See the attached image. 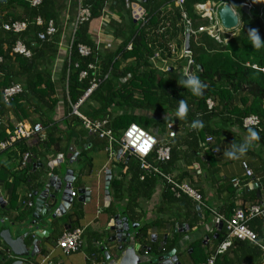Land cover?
<instances>
[{
  "label": "trees",
  "instance_id": "obj_1",
  "mask_svg": "<svg viewBox=\"0 0 264 264\" xmlns=\"http://www.w3.org/2000/svg\"><path fill=\"white\" fill-rule=\"evenodd\" d=\"M30 1L0 0V112L4 109H10L17 118L21 116L23 119H27L29 117L27 110L31 107L33 113L40 116V123L45 131V138L41 140L43 142L41 144L45 148L53 146L60 152L65 150L61 146V138L54 137V134L58 132V128L51 120L50 114H53L59 99L62 98L65 121L68 124L66 130H73V128H70L72 124L76 127L80 126V121L71 115V105H75L84 96L91 87L93 80H98L95 72L89 69L90 66L96 67L97 65L100 72L98 86L86 99L83 106L94 100L98 103V107L96 109L89 108V111H81V106L79 112L83 116L95 120L102 118L113 106L112 111L116 115L112 119L111 128L115 135H119L120 131L131 124H135L149 132L161 128L166 119L169 120V115L177 114L178 102L184 100L187 103L188 111L184 116L177 117L178 122L185 121L190 123L191 126L194 121L203 122V127L192 126L194 131L189 134V137L191 136L194 140L197 151L199 141L204 140L202 138L203 134H206V136L215 134L214 131L207 130L206 124L215 116L218 108L208 110L206 100L213 99V101H217L218 106L223 111L224 109L228 111L232 100H234L233 94L243 92L248 97L239 100L240 107L230 109L232 115L236 117V124L243 128V119L251 115H255L264 121V72L261 71L264 69V46L255 47L248 33L249 30L255 29L261 41L264 42V0H248L253 9L249 15L243 13L240 29L232 31L233 36L226 46L215 44L205 35H202L200 39L202 46L194 47L190 44L194 62V67L191 70L205 85L202 95L199 96L192 95L188 89L181 86L180 81L184 77L178 73L177 68L181 62L173 65L171 71L167 69L159 71L158 66L154 67L150 63L153 48L158 46L163 52L168 50L167 39L164 35L154 34L149 37V34L160 27L159 25L163 23L165 17L170 16L169 11L164 12L161 9L173 0H146L142 5L145 10V24H133L129 32L130 35L122 40L115 52L106 53L101 63H98L100 62L98 51L91 35L88 33V26L91 21L100 19L104 15L103 12L108 0H85L86 6L90 9V21L87 24L78 26L75 30L70 55L64 58L58 84L52 80L51 67L49 71L39 67L40 62L44 60H49V65L54 62L58 52L60 32L58 29L56 0H40V4L36 7H32ZM206 1L218 2L221 0H185L184 9L191 20L198 19L193 6ZM226 1L236 5V9L241 11L240 3L242 0ZM37 17L45 23L53 21L56 28L55 34L47 36L42 41L39 40L38 34L43 33L45 27L35 25L34 21ZM170 18L175 25L178 24L177 21L180 16L177 11H174ZM23 21L27 23V26L22 32L15 33L3 30L5 24ZM172 34L167 35L169 39L174 37ZM17 41H21L30 51L29 58L11 53ZM128 44H131L130 51L126 49ZM80 45L90 49L88 56L82 57L78 54V46ZM130 60L132 62L127 64V61ZM246 63L250 66L246 67ZM14 65L16 69H14ZM252 66H255L256 69H253ZM82 72L86 74L84 78H80ZM16 81L21 82L23 92L16 96L7 107L2 102L1 91ZM58 85L61 86L60 92L57 90ZM151 113L159 114L162 118L155 119L152 115H149ZM246 130L256 133V136H254L256 140L264 143V123L260 130L255 128ZM7 138L8 135L5 129L0 127V142L5 141ZM24 152H27V147L23 142H19L12 148L1 152L0 155L5 153L15 157ZM174 160L175 152L170 148V160L159 163L157 166L165 173L164 170L172 165ZM122 163V167L126 172L119 181L111 180L109 190L115 194L117 192L121 194L124 182H126L128 187L135 189V191H138V188L144 190L143 198H149L156 183L160 180L151 175H145L141 180L140 177L143 175V171L139 168V164L135 159L130 158ZM0 168V180L4 181L11 175L24 177L25 174V171L11 174L10 169L8 167L4 168L2 165H0ZM26 168H29V166ZM127 176H129L128 181L125 180ZM24 181L29 186L33 181V176L31 174L26 175ZM163 184L165 186L162 194L163 201L178 202L179 204L183 202L189 206V202L183 201L188 197L184 195L175 197L170 187L166 183ZM240 191L234 189V196L242 195V191ZM136 201L137 199L134 201L129 199L125 210L132 215L131 218L134 222H137L139 216L135 213ZM227 216L229 217V215ZM256 219L251 220L249 224ZM195 221H198L197 217L194 218ZM257 222V229L253 230L258 236L262 230V225L261 221L258 220ZM147 229L148 227L138 229L137 238L141 245H145L147 241ZM225 236L224 228H222L221 231L214 232L208 237L218 246L225 239ZM202 243V240H199L189 246L192 250L190 257L194 258L197 255L201 257L197 262L195 261V264H203L206 260V254L203 253L201 247ZM233 244L245 250V255H248L245 258L247 260L251 259L252 262L261 253L256 246L247 242L233 240L232 246ZM165 252H169V249H165ZM226 252L221 257H216L215 264H222L221 261L226 262ZM0 255L2 254L0 253ZM10 260L3 258L0 260V264L7 263ZM230 264L238 263L232 262Z\"/></svg>",
  "mask_w": 264,
  "mask_h": 264
},
{
  "label": "crops",
  "instance_id": "obj_2",
  "mask_svg": "<svg viewBox=\"0 0 264 264\" xmlns=\"http://www.w3.org/2000/svg\"><path fill=\"white\" fill-rule=\"evenodd\" d=\"M128 1L130 3L133 2V0ZM221 1L224 2L226 0ZM243 1L245 0L241 2ZM224 3H228L236 13L238 12L232 3L227 1ZM161 10L168 12V5H165ZM56 13L60 32L58 52L54 62L49 65V60H44L40 62L39 67L48 71L51 67L52 80L58 84L64 58L67 57V46L72 38L75 15L74 1L56 0ZM103 13L104 15L100 19L91 21L88 26V33L91 35L98 51L100 61L98 63H101L106 53H113L117 50L122 40L130 35V29L135 24L130 18V10L127 9L125 0H108ZM239 21L237 31L241 26V17H239ZM178 35L175 33V36ZM167 63V69L174 65L173 62L168 61ZM184 64L185 60L177 68L183 67ZM156 66L162 68L164 64L159 61L156 62ZM14 67L16 69L15 65ZM14 83L22 85L20 81ZM58 87L57 90L60 92L61 86L58 85ZM233 97L234 100H232L228 111L225 109L223 111L218 106L217 101H214L218 109L215 116L206 124L207 130L215 132L213 135H207L214 140L208 150L201 147L204 142V140H201L199 141V149L196 151L194 140L191 136L189 137L194 128L188 122L182 121L179 123L177 114L169 115V120L165 118L166 121L161 128L155 131L151 129V133L159 142H163L167 140V124L172 122L175 126V137L168 140L175 152V160L164 172L179 182L188 183L201 195L200 215L197 213L196 204L190 198L183 200L187 203L189 202V206L183 202L179 204L178 202L163 201L162 194L165 186L161 181L156 183L149 198H143L144 190L138 188V191H135V189L129 188L127 183L124 182L121 194L118 192L115 194L109 190L110 203L106 208L103 193L104 173L109 170L111 172V180L119 181L126 172L122 167L123 161L118 159L115 161L110 160L105 150V141L89 136L79 125L76 127V125L72 124L70 128H73V130L67 131L66 127L68 124L65 121L64 105L61 101L62 98H60L53 114H50V116L58 128V132L54 134V137L61 138V146L65 149L64 151L61 149L62 152H60L53 146L45 148L41 144L43 143L41 140L45 138L44 131L41 140L37 138L23 142L27 147V152L31 155L29 168L20 166L19 154L15 157L5 153L0 155V165L4 166V168L8 167L11 174L25 171L24 177L29 174L33 176V181L29 186L21 175H11L6 181L0 180V199L2 201L0 203V230H9L14 239L29 232L28 229L24 228V224H28L31 221L34 197L29 200L31 205L26 207L22 204L25 196L28 193L32 195L35 191L39 193L42 191L40 179L43 176L53 174L58 178H62L65 171L70 169L77 173L76 181L72 185V191L77 193V190L82 188L89 189L90 203L87 205L82 204L78 202V196H76L73 199V215L71 217L58 219L50 226L44 225V229L41 231L46 230L48 236L41 239L42 254L40 252L39 256L25 259L26 264H40L42 258L45 257H48L45 264H106L100 247L105 238L111 235L106 229L116 215H120L121 219L126 218L130 225H137L135 230L148 227L146 231L147 244L145 243L142 247L151 249V253L148 255L151 260L168 253L165 252V249H169V251H176L180 264H195V261L197 262L201 257L199 255L194 256V258L190 257L192 250L189 246L199 240L203 242L201 247L207 258L217 247L208 237L217 232V227L213 220V211H216L224 219H228L232 215V211L237 207L241 208L257 204L264 208V143L256 140L252 135V131H247L238 126L236 117L232 115L233 113L230 110L232 107H240L239 100L248 97V95L243 92L233 94ZM87 104L94 109L98 107V103L94 100ZM27 113H29L27 119H23L21 116L17 118L10 109H4L0 112V120L3 122L2 127L10 131L16 123L21 121L31 125L40 123V116L33 113L31 107L27 110ZM149 115L154 116L155 119L162 118V116L155 113ZM41 117L43 116L41 115ZM207 136L203 134L202 138L205 139ZM241 144L247 145V150L243 154H239ZM232 145H236L235 149L232 148ZM209 149L214 150L215 153H211ZM226 150H234L239 158L226 157L224 155ZM58 156H62L63 163L53 170L48 169V163L56 160ZM242 162L248 164L253 172L254 180L248 181L243 177ZM68 163L72 164L68 165ZM128 178L129 176L125 180L128 181ZM235 179L240 180L244 186L241 189L242 195L240 196H234V189L231 186V181ZM253 185L257 186L256 189L251 188ZM129 199L132 201L137 199L135 208V213L139 215L137 222H134L131 218L132 215L125 211ZM195 217H197L198 221L194 222ZM256 220L261 221L262 230L258 235V239L264 245L263 219L257 218ZM256 220L249 224V226L251 225L250 229L254 233H256L254 230L257 229L258 223ZM68 225L71 227L68 228ZM180 226H186L187 229L183 228L184 232L181 233L182 228ZM77 227L84 229L82 247L79 252L73 254L77 255V260L63 262L62 257L64 256L59 249H56V242L64 231ZM135 230H130V232L134 234L136 233ZM33 240V237H26L24 241L27 248L32 249L31 243ZM118 246L116 243L107 246V251L115 259L120 257L117 251ZM0 253L2 254L0 255V260L13 258L1 239ZM245 254V250L233 244L226 252V262L221 261V263L264 264L261 253L253 262L251 259V261L247 260L245 257L248 255ZM139 255L142 254L140 253ZM2 264H5V262Z\"/></svg>",
  "mask_w": 264,
  "mask_h": 264
},
{
  "label": "built area",
  "instance_id": "obj_3",
  "mask_svg": "<svg viewBox=\"0 0 264 264\" xmlns=\"http://www.w3.org/2000/svg\"><path fill=\"white\" fill-rule=\"evenodd\" d=\"M73 1L75 15L72 27V38L67 46V56L70 55L71 46L74 40L73 34L75 30L78 26L87 24L90 21V9L86 6L85 0ZM184 3L185 0H173L172 2H170V4H168L170 16H172L174 11H177L178 15L180 16L178 23H181V36H175V27L177 28L178 24L174 25L171 18L169 19L170 16L165 17L163 23L159 25L160 27L153 30L152 33L149 34V37H152L154 34H161L162 36L164 35L165 39H167L166 43L168 48V50L165 52H163L162 49H160L158 46L153 48V55L150 58V63L154 67H156V62L161 61L164 64V67L157 69L159 71H164V69H167V62H171L172 54L178 53L180 51V60L181 62L182 60H185V64L183 65V67H179L178 73H180V75L183 77L185 76L186 72H192L191 69L192 67H194V62L192 59L193 54L192 50L190 49V44L194 47L202 46L200 39L202 35H205L215 44L224 46L233 36L232 31H226L222 27L218 17V11L224 5H229L228 3H224L222 1H206L203 3L195 4L193 8L198 18L195 21L191 20L188 17L184 9ZM39 4L40 0L30 1V5L32 7H36ZM142 5L143 4L139 5V7L134 10H130V18L136 24L144 25L145 10ZM242 6H244L249 12L253 9L252 4L248 0L241 2L240 7ZM34 22L37 26L45 27V31L38 34L39 40L42 41L47 36H52L53 34H55L56 28L53 21L45 23L41 18L37 17ZM26 26L27 23L25 21L15 22L12 24L3 25V30L19 33L24 31ZM186 30H188L189 33L188 51H186L184 48V35ZM170 34L174 35L172 39H169ZM126 49L127 51H130L131 44H128ZM11 53L21 55L25 58H29L31 55L30 51L21 41H17L14 44ZM78 54L82 57H86L90 54V49L86 46L80 45L78 46ZM245 66L248 67L250 65L246 63ZM75 67L77 66L75 65ZM252 68L256 69L255 66H252ZM89 69L95 72V74L98 76V80H93L91 87L87 90L84 96L75 105H71V115L76 117L80 121V127L85 132H87L89 136L98 140L105 141V150L110 160L115 161L118 159L120 161H124L130 158L135 159L139 164V168L143 171V175L140 177L141 180L145 175L157 177L162 183H166L170 187V190L175 197L184 195L190 198L194 202V204H196L197 213L200 215V206L202 201L201 195L197 191H195L188 183L175 180L170 175L163 173L157 166L159 163L167 162L170 160L171 146L168 140H171L175 137V132L173 131V123L170 122L167 124V140L159 142V140L151 132L143 130L135 124L129 125L127 128L120 131L119 135H115L111 128V122L113 117L115 116L112 111V109H114L113 106H111V108L107 111V114H105L100 119L93 120L83 116L79 112V109L98 86L100 75L99 68L97 66H90ZM261 71L264 72V69H262ZM85 75V72H82L80 74V78H84ZM22 92V85L17 83H13L10 86L4 88L1 91L3 104L8 107L13 102V99L16 96H19ZM206 106L208 110H212L216 107V104L213 99H207ZM263 123L264 121L262 119L255 115H251L243 119L242 125L244 129L255 128L260 130ZM2 126L3 122L0 120V127ZM5 131L8 135V138L5 141L0 142V153L9 148H12L16 143L19 142H27L37 138L41 140L44 133L43 126L40 123L31 125L22 121L14 125L13 131H8L6 129ZM213 141L214 140L211 136H207L204 139V142L201 144V147L205 150H208ZM210 152L215 153L214 150H210ZM19 157L21 167L26 168L31 165L30 153H19ZM241 166L243 177L248 181L254 180L253 172L249 168L248 164L243 162L241 163ZM231 185L236 190H241L244 187L242 182L238 179L232 180ZM76 196L77 193L72 191L71 198H75ZM31 198V193H28L25 196V200L22 202L23 206H30L31 203L29 202V200ZM212 214L214 216L213 220L216 227L219 225V223H222V228H224L226 236L225 239L216 247L214 252L210 253L207 256L203 264H215L216 257L223 255L232 246L233 240L247 242L256 246L261 251L262 258L264 260V245L261 244L257 234L254 233L248 225L251 220L259 218L263 219L264 227L263 207L257 204L241 208L237 207L232 211V215L228 219H224L222 216L218 215L216 211H213ZM83 232L84 229L80 227L64 231L61 237L56 242V249H59L61 251V254L66 257L79 252L82 247ZM143 254L146 255L147 253L144 251ZM47 260L48 257L42 258L40 264H45Z\"/></svg>",
  "mask_w": 264,
  "mask_h": 264
},
{
  "label": "water",
  "instance_id": "obj_4",
  "mask_svg": "<svg viewBox=\"0 0 264 264\" xmlns=\"http://www.w3.org/2000/svg\"><path fill=\"white\" fill-rule=\"evenodd\" d=\"M126 1L127 9L134 10L139 7V5L145 3L146 0H133L130 3ZM241 11L244 14L249 15L250 12L244 7H241ZM218 17L222 27L226 31H235L239 27V18L237 14L231 9L229 5H224L218 11ZM135 23V22H134ZM184 48L186 51L189 50V33L188 30L185 31L184 35ZM171 71V68L167 69ZM63 163L62 156H58L56 160L48 163L47 168L53 170L59 167ZM72 163H68L71 165ZM74 171L68 169L65 171L62 178H58L53 174L48 176H43L40 179L42 185V191L39 193L37 191L32 193L34 197L33 213L31 215V221L28 224H24V228L28 229L29 232L21 235L20 237L13 238L9 230H0V239L5 244V246L11 252L13 258L5 264H26L25 259L34 258L42 254L41 239L46 238L48 233L44 229V225L50 226L54 224L58 219L64 217H71L73 215V202L74 198H71L72 185L76 181V175ZM104 177V205L107 206L110 203V192L109 185L111 181V172L109 170L105 171ZM256 185L251 186V188L256 189ZM77 200L82 204L90 203V192L89 189L82 188L77 190ZM0 199V203H1ZM109 227L106 229L107 232L111 233L109 237L105 238L102 243L100 250L103 253L106 264H180L176 256V251L171 250L166 254L160 255L157 258L150 259L148 255L151 253L150 248L142 247L137 238L138 229L137 225L129 224L126 218L121 219L120 215H116L110 221ZM71 226L68 225V228ZM181 233H183V228L187 229L186 226H180ZM135 230L136 233L132 234L130 230ZM32 230V231H30ZM40 230V231H39ZM222 230V223L217 226V232ZM33 233V234H32ZM33 237L34 240L31 243L32 249H29L25 245L26 237ZM118 244L117 251L120 254L118 259H115L107 251V246L109 244ZM147 254L144 255L143 252ZM142 255H139V254ZM49 264V263H47Z\"/></svg>",
  "mask_w": 264,
  "mask_h": 264
},
{
  "label": "clouds",
  "instance_id": "obj_5",
  "mask_svg": "<svg viewBox=\"0 0 264 264\" xmlns=\"http://www.w3.org/2000/svg\"><path fill=\"white\" fill-rule=\"evenodd\" d=\"M248 33L255 47L259 48V47L264 46V42L261 41V38L255 29L249 30ZM180 84L184 88L188 89L191 92V94L195 96L202 95L203 89L205 88V85L200 80V78L192 72H186L184 78L180 81ZM187 111H188V106H187L186 101L180 100L178 102L177 115L184 116L187 113ZM192 126L193 127H203V122L199 120L194 121ZM252 135L256 136V133L253 132ZM235 147L236 145H232L233 149H235ZM246 150H247V145L241 144L239 147V154L245 153ZM224 155L232 159L239 158V156L234 150H226Z\"/></svg>",
  "mask_w": 264,
  "mask_h": 264
},
{
  "label": "rangeland",
  "instance_id": "obj_6",
  "mask_svg": "<svg viewBox=\"0 0 264 264\" xmlns=\"http://www.w3.org/2000/svg\"><path fill=\"white\" fill-rule=\"evenodd\" d=\"M224 1V0H223ZM224 2H226V1H224ZM234 6V8L236 9L237 8V6L236 5H233ZM237 10V9H236ZM238 12H237V14L239 15V17H241V19H242V17L244 16V14H243V12L242 11H240V10H237ZM178 22V21H177ZM181 26V23H178V27L175 29V32L177 33V34H179V36H181V32H182V28L180 27ZM180 56H181V54H180V51L178 52V53H174V54H172V60H171V62H173L174 63V65L175 64H178V63H180L181 62V58H180ZM132 62V60H130V61H127V64L128 63H131ZM164 70H166V69H164ZM59 88V87H58ZM61 88V87H60ZM59 96H60V94H59ZM92 109V107L90 106V105H87V104H85L83 107H82V109H81V111H84V110H88V109ZM89 109V110H90ZM88 110V111H89ZM114 115H116V113H113ZM154 117V116H153ZM65 148V147H64ZM61 173H64V172H61ZM67 260H70V261H76L77 260V255H72V256H64V257H62V261L63 262H67Z\"/></svg>",
  "mask_w": 264,
  "mask_h": 264
}]
</instances>
